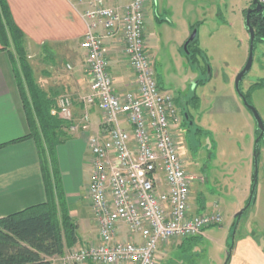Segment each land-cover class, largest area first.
<instances>
[{"label":"built area","instance_id":"built-area-1","mask_svg":"<svg viewBox=\"0 0 264 264\" xmlns=\"http://www.w3.org/2000/svg\"><path fill=\"white\" fill-rule=\"evenodd\" d=\"M68 1L88 5L82 47L90 93L79 101L84 107L79 119L67 95L58 99L52 115L74 134L90 129L91 107L102 113V130L88 144L91 212L100 241L54 257L50 264H155L161 244L202 237L220 218L191 210L192 187L199 178L184 166L177 96L159 86L147 45L150 0H129L120 7L99 0ZM109 41L124 45L134 73L132 89L123 94L117 93L110 72ZM121 226L128 231L127 241L118 240Z\"/></svg>","mask_w":264,"mask_h":264},{"label":"rangeland","instance_id":"rangeland-1","mask_svg":"<svg viewBox=\"0 0 264 264\" xmlns=\"http://www.w3.org/2000/svg\"><path fill=\"white\" fill-rule=\"evenodd\" d=\"M252 6L253 0L192 1L189 19L196 26L202 51L196 62L201 67L199 73L194 71L198 65H189L181 51L184 36L178 21H174L177 30L168 33L165 27L147 25L157 40L151 51L159 86L175 96L181 95L183 103L192 106L187 105L185 112L192 116L195 127L208 133L195 136L194 127L187 138L185 129L179 131L189 141L178 138L184 166L199 178L193 184L190 204L196 212L199 210L198 214L220 218L202 237L161 244L163 253L158 250L155 264H226L232 250H246L240 246L244 238L264 253V136L256 146L260 133L235 88L236 78L249 58L250 38L245 21ZM190 37L191 34L187 39ZM206 78H210L207 84H197ZM241 93L264 122V44L256 45L253 66L241 83ZM256 155L258 180L252 200ZM84 197L86 202L82 199L81 204L86 203L89 214V187ZM245 208L236 228L238 214ZM71 250L74 247L68 251Z\"/></svg>","mask_w":264,"mask_h":264},{"label":"crops","instance_id":"crops-1","mask_svg":"<svg viewBox=\"0 0 264 264\" xmlns=\"http://www.w3.org/2000/svg\"><path fill=\"white\" fill-rule=\"evenodd\" d=\"M7 1L17 27L25 35L28 58L37 85L56 101L61 96H69L74 103L75 117L79 119L84 113V107L79 101L90 93V79L86 72L87 51L82 47L87 32V22L83 18V12L88 8L87 3L78 5L68 0ZM102 1L107 7H120L129 0ZM192 1L150 0L145 36L151 54L153 41L157 40L155 32L149 31L147 25L152 28L165 27L164 30L168 33L177 30L178 21L184 36L181 40V51L189 64L188 47L186 50L185 45L190 39H187L188 35H192L196 30L195 24L192 25V20L189 19ZM196 38L199 43L198 32ZM114 42L108 43L110 72L117 93L123 94L132 89L134 73L127 62L124 45ZM200 68L198 65L194 71L199 73ZM209 81L210 78H206L197 84H207ZM179 96L183 103L182 96ZM176 104L181 110L178 100ZM89 114L90 129L72 134L67 126L65 130L70 139L61 144L56 152L70 216L78 227V243L74 249L100 241L99 228L92 213H87L84 196L91 182L93 169L88 144L90 137L102 130V113L94 106L90 108ZM29 135L28 117L12 59L8 51L2 50L0 43V219L46 202V187L38 146ZM82 199L85 202L81 204ZM191 210L195 214L193 205ZM129 238L127 229L121 226L118 240L127 241ZM241 245H244L246 250H232L226 264H264L263 251L254 249L256 246L246 242L245 238L240 242ZM162 251L161 249L159 253L162 254Z\"/></svg>","mask_w":264,"mask_h":264},{"label":"trees","instance_id":"trees-1","mask_svg":"<svg viewBox=\"0 0 264 264\" xmlns=\"http://www.w3.org/2000/svg\"><path fill=\"white\" fill-rule=\"evenodd\" d=\"M258 2L262 10H255L253 0L251 9L255 11L250 17L256 35L254 51L257 43L264 44V0ZM0 43L12 59L28 117L29 137L37 143L46 187V202L0 219V264H50V259L63 256L78 243V227L70 216L56 153L70 139L65 130L68 124L52 115L57 101L35 81L25 35L17 27L7 0H0ZM188 52L190 63L196 64L202 54L197 38L188 46ZM246 100L251 104L247 97ZM195 130V136L208 135L197 126Z\"/></svg>","mask_w":264,"mask_h":264},{"label":"water","instance_id":"water-1","mask_svg":"<svg viewBox=\"0 0 264 264\" xmlns=\"http://www.w3.org/2000/svg\"><path fill=\"white\" fill-rule=\"evenodd\" d=\"M254 4L257 5L255 10H257V11H261L262 10V6L258 2V0H254ZM255 10L254 9H249L248 12H247L245 25H246V29L248 31L249 38H250V52H249V58H248V61H247L246 65H245V67L243 68V70L239 73V75L236 78L235 88H236V91H237L238 95L241 97L242 101L244 102V105L252 113V115L254 117V120L256 122V125H257V130L260 132V136H259V138L256 141V146H258L260 139L264 136V122H263V119L261 118L260 114L256 110V108L253 105L249 104L247 102L246 98L241 93V83L243 82L245 76L247 74H249V72L251 71L252 66H253V61H254V44H255V40H256V35H255V31H254L253 27L251 26L250 17H251V14ZM196 36H197V31L195 30L193 32V34L191 35L190 39L188 40V42L185 45V49L186 50H187L188 45L195 40ZM257 180H258V156L256 155L255 156V184H254V187H253V190H252L253 193L257 189ZM246 210H247V208L243 209L238 214V220H237L236 228H238L240 220L243 217V215L245 214ZM235 234H236V230H235Z\"/></svg>","mask_w":264,"mask_h":264},{"label":"flooded vegetation","instance_id":"flooded-vegetation-1","mask_svg":"<svg viewBox=\"0 0 264 264\" xmlns=\"http://www.w3.org/2000/svg\"><path fill=\"white\" fill-rule=\"evenodd\" d=\"M251 9V8H250ZM179 99H180V96L178 97V103L181 105V107L183 106L184 108H181V110H180V112L182 113V115L183 116H181V125H180V130H182V129H185V131H186V134L188 135L187 136V138L189 137V134H190V131H192V128H194L195 127V121H194V119L192 118V116L189 114V113H187V112H185V110H186V107H188L189 105L187 104V103H182L181 104V100L179 101ZM188 105V106H187ZM179 138H180V140L182 141V142H184L185 140H184V134L183 133H180L179 132ZM186 139V138H185ZM184 140V141H183ZM180 141V142H181ZM179 142V143H180ZM186 142V141H185ZM187 142H189L188 141V139H187ZM186 142V143H187ZM190 151L192 152V150L190 149ZM181 152V151H180ZM193 153V152H192ZM191 153V154H192ZM188 160H190V158L188 157Z\"/></svg>","mask_w":264,"mask_h":264}]
</instances>
